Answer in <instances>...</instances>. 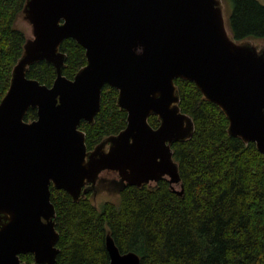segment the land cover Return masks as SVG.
Here are the masks:
<instances>
[{"label": "water", "instance_id": "95a60500", "mask_svg": "<svg viewBox=\"0 0 264 264\" xmlns=\"http://www.w3.org/2000/svg\"><path fill=\"white\" fill-rule=\"evenodd\" d=\"M22 18L30 33L0 101V264H27L28 253L56 263L51 185L79 201L100 179L121 191L166 178L183 194L173 144L190 139L195 122L180 107L178 78L223 110L230 135L264 153V46L233 38L223 0H26ZM68 38L87 57L73 78L63 74ZM40 61L56 69L50 86L27 74ZM106 84L127 125L88 150L80 125L94 123ZM30 109L37 117L27 120ZM106 248L109 264L141 263L110 233Z\"/></svg>", "mask_w": 264, "mask_h": 264}, {"label": "trees", "instance_id": "16d2710c", "mask_svg": "<svg viewBox=\"0 0 264 264\" xmlns=\"http://www.w3.org/2000/svg\"><path fill=\"white\" fill-rule=\"evenodd\" d=\"M25 2L0 0V101L28 38ZM223 2L234 39H264V3ZM60 49L67 55L63 74L73 78L87 63L85 49L72 38ZM27 74L48 86L57 75L46 61L31 65ZM176 84L180 107L195 122L193 136L173 144L183 194L166 178L152 186L128 185L100 205L89 196L74 201L65 190L52 188L60 232L55 264H109L108 233L122 252H136L140 264H264V153L255 142L228 133L227 116L194 82L178 78ZM117 97V89L106 84L94 123L82 121L89 149L126 127L127 112ZM36 117V109L26 115L27 120ZM149 121L159 124L157 116ZM21 257L39 264L31 253Z\"/></svg>", "mask_w": 264, "mask_h": 264}, {"label": "flooded vegetation", "instance_id": "af4514ba", "mask_svg": "<svg viewBox=\"0 0 264 264\" xmlns=\"http://www.w3.org/2000/svg\"><path fill=\"white\" fill-rule=\"evenodd\" d=\"M84 48V47H83ZM86 52V51H85ZM118 91V90H117ZM96 118V117H95ZM99 143V142H98ZM97 143V144H98ZM96 144V145H97ZM95 145V146H96ZM95 146H93L92 148H88V150H92V149H94L95 148ZM109 147V145H107V148ZM108 174H110V175H108ZM101 177H103V178H105V179H108V178H110V177H112V178H115V177H118L117 176V174L116 173H114V172H110V171H104V172H102V174H101ZM111 178V179H112ZM110 179V180H111ZM163 179H165V178H163ZM160 181V180H159ZM157 182H152V183H149V185H155ZM86 187V185L83 187V188H85ZM52 188H54L52 185H51V189ZM101 191H107V192H110V193H116V194H119V192L120 191H115L114 189H113V186L110 184V183H108L106 180H99L98 182H97V184L94 186V188L93 189H90L87 193H86V195L85 196H82L81 198H85V197H87V196H89L94 202H95V204H96V201H95V199H96V197L99 195V192H101ZM68 193V192H67ZM70 195V194H69ZM71 196V195H70ZM118 196V195H117ZM80 198V199H81ZM55 220H56V217H55ZM33 255V254H32ZM33 257H34V255H33ZM25 261V260H24Z\"/></svg>", "mask_w": 264, "mask_h": 264}, {"label": "rangeland", "instance_id": "374dc122", "mask_svg": "<svg viewBox=\"0 0 264 264\" xmlns=\"http://www.w3.org/2000/svg\"><path fill=\"white\" fill-rule=\"evenodd\" d=\"M259 1L264 3V0H259ZM226 12H227L226 11V6H225V3H224V14H225V17L227 15ZM28 27H29V25H28ZM29 33H30V27H29ZM249 40L253 41L254 43H256L260 47L264 46V39L263 38H256V39H249ZM176 188L180 189V185H176ZM117 195L118 194H116V193L112 194V193L107 192V191H101V192H99V195L95 199L96 205H100L102 202H104L106 200H114V199L117 198Z\"/></svg>", "mask_w": 264, "mask_h": 264}]
</instances>
